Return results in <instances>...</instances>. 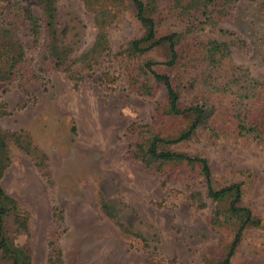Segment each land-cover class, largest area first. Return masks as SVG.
I'll return each instance as SVG.
<instances>
[{
    "label": "rangeland",
    "instance_id": "374dc122",
    "mask_svg": "<svg viewBox=\"0 0 264 264\" xmlns=\"http://www.w3.org/2000/svg\"><path fill=\"white\" fill-rule=\"evenodd\" d=\"M9 1L23 5L29 1L0 0V22L23 35L26 27L20 18L12 17ZM124 6L104 28L107 52L83 70L76 61L93 43V17L83 0H59L57 36L72 50L75 79L69 80L42 59L46 43L42 33L38 47L27 52L36 78L18 77L0 85L1 133L25 131L45 154L50 172L48 185L29 158L7 144L9 164L0 184L27 218L31 264H46L47 240L53 234H59L63 264H213L224 258L233 238L235 222L225 217L223 205L203 199L205 190L196 169L145 167L133 157L138 132L170 136L182 123L162 115L165 95L160 87L146 98L128 81L143 57L127 58L122 50L142 30L131 7ZM32 11L40 17L38 8ZM218 11L225 14L218 20L224 33L213 29L216 20L202 32L190 25L194 33L187 41L190 45L194 38L227 43L229 55L215 76L240 83L253 79L264 88V0H233ZM161 18L159 34L187 26L186 20L181 23L166 14ZM145 58L161 60L162 56L155 52ZM250 93L246 115L262 127L264 89ZM237 99L214 100L216 137L198 131L190 142L167 149L204 157L215 188L239 183L241 205L264 225V146L249 136L235 135L229 111ZM190 102L191 94H182L181 105ZM196 192L203 207L192 200ZM100 198L116 207L128 233L101 215ZM52 208L62 214L59 228L51 223ZM17 241L26 242L22 235ZM230 264H264V229L243 230Z\"/></svg>",
    "mask_w": 264,
    "mask_h": 264
},
{
    "label": "trees",
    "instance_id": "16d2710c",
    "mask_svg": "<svg viewBox=\"0 0 264 264\" xmlns=\"http://www.w3.org/2000/svg\"><path fill=\"white\" fill-rule=\"evenodd\" d=\"M23 5L18 1L7 2L12 17H18L26 27V33L9 27L7 22H0V85L7 84L18 77L36 78L27 52L37 48L39 38L43 33L45 46L42 59H45L55 69L63 72L69 80H74L76 72L71 69L72 50L60 43L57 36L58 20L55 4L59 0H28ZM84 7L93 17L96 34L90 48L79 56L76 62L83 70H89L93 63L108 50L106 25L115 19L116 15L127 4L133 11V17L140 26L142 33L130 40L122 53L127 58H141L136 67V73L130 77L131 86L142 96L152 98L155 88L160 87L165 95L163 116L178 120L182 126L170 136H160L147 131L138 132L134 144L133 157L145 167L183 166L196 169L204 186V197L211 204L223 205L226 218L235 222V232L228 245L223 259L213 264H230L241 234L248 227L264 229V225L255 219L250 210L241 205V185L230 183L215 188L212 185L211 170L208 161L202 156L188 155L170 151L167 148L190 142L198 131H204L210 137H216L217 132L212 126L215 115L214 100L224 96H236V104L230 105V120L234 125L237 137H251L264 146V126L254 124L246 115L252 99L250 91H260L263 86L253 79L246 78L243 83L238 80L223 78L218 75L220 66L229 55L227 43L215 39L194 38V44L189 26L199 27L202 32L211 27L217 33H224L218 27V20L225 16L219 12L220 7L230 5L233 0H83ZM38 8L40 17L34 15L32 8ZM166 12V13H165ZM162 14L174 17L187 26L179 32L158 33L159 24L164 20ZM201 19L202 22L199 20ZM23 36L27 40L22 39ZM190 36V37H189ZM155 52H161V60L145 58ZM43 60V61H45ZM197 66L188 67L186 63ZM175 72L176 75H175ZM191 94V102L181 105L182 94ZM1 116V113H0ZM13 144L22 154L27 156L41 178L50 185V172L47 159L30 140L25 131L1 133L0 131V180L3 170L9 164L7 144ZM192 200L203 207L202 198L198 192L192 194ZM98 210L103 217L118 227L123 233H128L126 227L119 221L116 207L109 201L99 199ZM52 225L59 228L62 224V214L57 208L51 211ZM24 236L25 241L19 244L17 238ZM27 218L19 209L17 202L6 195L0 184V264H31V251L28 246ZM59 234L48 236L46 264H63L62 252L57 246Z\"/></svg>",
    "mask_w": 264,
    "mask_h": 264
}]
</instances>
